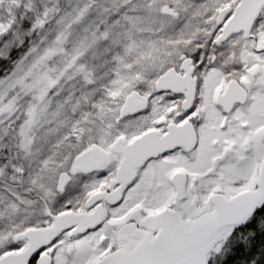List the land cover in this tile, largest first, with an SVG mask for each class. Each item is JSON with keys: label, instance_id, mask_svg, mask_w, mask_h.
<instances>
[{"label": "snow or ice", "instance_id": "snow-or-ice-1", "mask_svg": "<svg viewBox=\"0 0 264 264\" xmlns=\"http://www.w3.org/2000/svg\"><path fill=\"white\" fill-rule=\"evenodd\" d=\"M0 264H264V0H0Z\"/></svg>", "mask_w": 264, "mask_h": 264}]
</instances>
